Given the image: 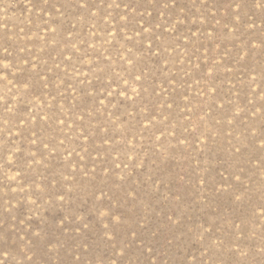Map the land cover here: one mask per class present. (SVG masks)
I'll use <instances>...</instances> for the list:
<instances>
[{
	"label": "rangeland",
	"instance_id": "obj_1",
	"mask_svg": "<svg viewBox=\"0 0 264 264\" xmlns=\"http://www.w3.org/2000/svg\"><path fill=\"white\" fill-rule=\"evenodd\" d=\"M0 264H264V0H0Z\"/></svg>",
	"mask_w": 264,
	"mask_h": 264
}]
</instances>
